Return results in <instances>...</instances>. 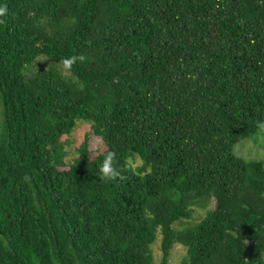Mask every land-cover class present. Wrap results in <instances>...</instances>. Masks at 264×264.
I'll return each mask as SVG.
<instances>
[{"label": "trees", "instance_id": "1", "mask_svg": "<svg viewBox=\"0 0 264 264\" xmlns=\"http://www.w3.org/2000/svg\"><path fill=\"white\" fill-rule=\"evenodd\" d=\"M0 3V264H155L158 234L160 264H264V167L233 153L264 124V0ZM78 121L105 150L67 164Z\"/></svg>", "mask_w": 264, "mask_h": 264}, {"label": "rangeland", "instance_id": "2", "mask_svg": "<svg viewBox=\"0 0 264 264\" xmlns=\"http://www.w3.org/2000/svg\"><path fill=\"white\" fill-rule=\"evenodd\" d=\"M56 68V70L63 76L71 78L69 70L65 65L58 62H52L45 57H39L34 65L30 68L29 75L33 76L37 70L45 68ZM3 105L0 102V131L3 126ZM90 121H78L75 129L67 136H64L61 140L65 146V162L67 164H73L79 159V149L83 145L86 138H89V157L91 159L96 158L102 154L105 150V145L100 137L91 134ZM233 153L235 156L244 159L246 161L255 160L260 161L264 167V124L261 126L258 133L251 136L249 139L238 143ZM132 164L135 168L141 167L142 162L138 158L132 160ZM212 205L211 199L199 200L193 203L191 206L192 215L189 220H182L174 225V229L181 231L183 229L192 228L202 221L207 215V212ZM161 237L158 234L157 238L152 245V253L155 264H160L161 261ZM186 258V249L179 244H175L169 255V264H182Z\"/></svg>", "mask_w": 264, "mask_h": 264}, {"label": "clouds", "instance_id": "3", "mask_svg": "<svg viewBox=\"0 0 264 264\" xmlns=\"http://www.w3.org/2000/svg\"><path fill=\"white\" fill-rule=\"evenodd\" d=\"M8 9L6 5L0 3V18H3L7 15ZM75 58L64 61L65 64L73 63ZM116 162V153L113 151H108L104 154L103 159L100 163L99 168V177L105 182L115 181L117 179H123L121 173L115 167Z\"/></svg>", "mask_w": 264, "mask_h": 264}]
</instances>
